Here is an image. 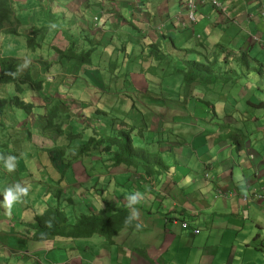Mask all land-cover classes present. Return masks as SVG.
I'll return each mask as SVG.
<instances>
[{
  "label": "crops",
  "instance_id": "1",
  "mask_svg": "<svg viewBox=\"0 0 264 264\" xmlns=\"http://www.w3.org/2000/svg\"><path fill=\"white\" fill-rule=\"evenodd\" d=\"M11 1L18 4L16 0ZM51 1L55 5L52 14H43L37 9L38 6L32 4L37 0L26 2L30 14H15L21 19L30 18L32 24L39 25L47 23L46 18L62 17L59 15L63 14L65 7L69 13L74 12L69 8L75 0ZM99 2L109 12L106 11L107 16L102 21L103 30L95 33L96 40L105 32L110 35L115 30L118 38L122 37V42L126 41L131 46L137 44V52L140 44H149L158 38L165 40L166 48H171L174 42L177 46L171 51L181 50L183 55L202 54L205 49L210 58V49L216 47L213 53L224 50L230 53V61L245 51L249 61L264 71V0H225L227 5L229 3L230 17L209 2L199 3L196 23L189 19L188 11L180 0H116L118 12L113 13L115 2L112 0H93L88 9L98 10L100 16ZM140 11L146 16L144 21L140 19ZM36 17L40 20L37 21ZM107 18L110 21L117 18L119 27L107 25ZM160 23L166 25L164 34L157 30ZM228 33H231L230 38L226 36ZM56 40L58 33L53 34L50 45H58ZM215 41L217 44L214 45ZM178 43L182 46L179 47ZM107 49L110 51L112 45ZM163 73H160L161 77H166L167 74ZM252 74L261 81H252ZM52 81L59 82L58 79ZM245 81L251 82L246 84L247 87L253 86L252 90L258 92L256 98L251 93L245 99V95L232 96L227 92L231 89L227 85L222 90L218 87L205 91L199 98L195 97V92L184 93L193 99L184 103L183 110L186 109L187 113L182 118L187 121L189 112L194 111L193 118L198 120V125L190 122L186 125L189 129L191 124L199 126L201 131L198 136H191L189 141L176 140L180 144L179 150L189 156L180 155V163L171 159L169 171L152 181L146 179L140 169L106 171L97 155L75 159L71 169L63 174L66 166L54 149L60 143H53L48 149L42 145L38 150L44 148L48 152L41 153L47 156L38 157L29 144L27 153L37 166V176L30 180L36 181L38 177V191L44 190V193L37 192L30 201L31 205L21 202L23 207L31 210L24 218L14 221L6 214L0 217V264H264V199L250 203L245 198L255 191L264 192V72L260 74L252 70ZM111 98L104 104L108 121L95 125L97 130L100 133L121 128L132 131L146 124L143 131L146 138L151 139L155 123L152 107L146 105L150 111L149 118L143 116L133 124L128 121L124 124L122 119L118 120L119 117L132 114L133 119L138 118L141 106L135 103L131 108L134 111L130 113L126 109L129 102L126 97L120 101L116 99L114 104H111ZM255 99L260 101L259 104ZM193 102L196 105L191 110ZM111 110L112 113L109 112ZM196 114L205 115V118H196ZM208 114L211 115L206 116ZM214 115L216 121L212 118ZM164 121L158 117V128ZM150 122L151 127L148 125ZM181 123L172 124L183 134V129L187 128L180 126ZM9 129L12 128L6 125L0 130V146L7 152L6 157H13L9 154L10 149L1 144V140L8 137ZM59 137L63 144L68 143L64 135ZM237 143L240 150L236 149ZM19 161H11L15 171L24 164L22 159ZM80 170L84 173V183L78 182L77 171ZM206 172H209L208 176ZM156 181L158 185H154ZM220 188L227 191L236 189L237 194L218 195ZM136 193L140 194L137 195L140 202L129 207L127 197ZM56 195L58 199L54 198ZM46 202L59 204L73 215L87 212L99 215L108 204L114 207L125 205L130 209L133 223L141 227L137 229L134 225L122 229L111 243L98 232L75 239L52 237L34 241L31 239L32 230L27 225L33 222L35 214L43 211ZM184 222L188 227H183ZM195 229L200 231L195 233Z\"/></svg>",
  "mask_w": 264,
  "mask_h": 264
},
{
  "label": "rangeland",
  "instance_id": "2",
  "mask_svg": "<svg viewBox=\"0 0 264 264\" xmlns=\"http://www.w3.org/2000/svg\"><path fill=\"white\" fill-rule=\"evenodd\" d=\"M27 1L28 0H16L15 2H17L18 4L12 2L16 14H30L31 11L26 3ZM87 1L75 0L73 3H71L72 6H70L69 11H74L72 13H69L65 7V11L63 12V14L59 15L62 16L60 17L62 20H60L59 23H62L64 21L66 22V24H74L76 34H83V31H87L88 33H90V35L88 36L93 37L94 40H96L95 33H101V31L103 30L102 21L105 16H107V12H109V10H107L106 6L103 5L104 9H102L101 11V14L103 13L101 23L98 26H94L91 21L92 13L96 14L99 11L96 9L93 11L92 8L88 9V4L93 3V0H89L88 2ZM219 1L221 2L220 11L223 13H227V6H229V3L227 5L225 3V0ZM32 4H36L35 6H38L37 9L41 10L43 14H52L55 6L53 5V2L51 0H37V3L33 2ZM118 5L119 4L115 2L114 6H112V10L114 12H118L117 10H115L117 9ZM104 11L107 12L105 13ZM35 19L37 21L40 20L37 17ZM49 20L48 18H46L47 23H39V25H37L32 24V19L23 18L16 27L17 32L9 34L10 32L5 33L3 31L2 33H0V57L6 55L21 57L22 61H24L23 66L25 67L28 65L29 67H31V69L36 72L35 77H42L45 81L44 87L40 92H36L30 87L25 86V89L21 94V96L26 101H32L35 104L34 109H37L36 111L27 114L26 111L21 108L14 107L13 111L11 109H8V113H6V118L2 123L4 125L10 126L12 129H9L7 133L9 134L7 137L9 141L7 138H4L3 140H1V144L3 146L7 145V148L11 149V154L13 155V157L18 154L15 157V160L13 161L19 163V160L22 159L24 164L19 167L16 171L13 170L10 172L6 168L4 160H0V202L3 201L5 190L8 187L16 184H19L22 187H26L29 190L28 194L22 197V201L25 202V205H31L30 201L34 196H37V192L40 194L44 193V190L38 191V177L36 178V181L30 180L31 178L37 176V172L35 171V169H37V166L34 160L30 158L29 154L27 153V150H30L28 146L29 144L32 145L31 149L33 150L34 154L38 157L39 155L43 154L47 156L45 153H41L42 151H46L44 148H42V151L38 150L42 147V145H46V149H48L49 146L53 145V143H63L62 138L59 137L62 135H59L56 130H49L44 127L45 117L43 115L46 112L45 105H47L48 108L54 103L58 104V115L55 118V122L63 124V129H65L64 127L68 125L67 129H72V127H74V131H78L84 130L82 129L84 127L85 130L90 132L98 123L101 124L103 122L104 124L108 121L105 117V112L107 111V109L104 108V104L107 103V100L110 97H112L111 104H114L116 99L120 101L124 97H126L129 102L128 106H126L127 108H125L131 113L134 111H131V108H133L136 103L137 105L141 106V112L137 113V116L139 115V117L135 119H133L132 114H128L126 117L123 118L119 117L118 120L122 119V122L124 124H126L127 121L133 124V122L143 116L146 119L149 118L148 112L150 111H148L146 105H148L149 108L152 107L153 114L155 115V123H153L154 128L152 129V134L150 133L152 136L151 139L149 137L146 138V134L143 131V127L146 124L140 127H136V130L131 131V138L133 139L137 147H143L147 150L157 152V154L161 155L162 158L166 161L169 166V169L171 167L169 163L171 159H174L175 161H178L180 163V161L182 160V157H180V155H184L185 157L189 156L188 153H182V151L179 150L180 144L176 142V140L179 139L182 141H189L191 136H198L199 131H201V129L199 128V126H194L192 124L191 128L189 129L188 125H186L188 122L198 125V120H195L193 118L194 111L189 112L190 117L187 121H184V119L182 118L187 113L186 109L183 110L185 106L184 103L190 101L193 98L184 96V93L189 91V89H187V91L185 89L186 84L183 81V74L181 72L179 74L173 75L168 74L166 77H161L160 74L149 73L147 71H145L146 73L141 74V67L144 66L145 68H147L149 64H151V61L147 60L144 63H141L139 61L132 65L133 68L131 72L127 75L128 80L130 81H127V76H125V73H123L124 68H118L115 75L108 74L106 71V68L108 67L106 63H101V65L94 64L93 66H84L79 70L78 68L80 67H75L72 63L69 64L66 61L61 65L57 53H55L52 48L53 45H50L51 37L53 36V34L51 33L54 32L52 28L47 31L48 35L45 37V39H43L42 47L38 48L36 51L27 47L26 40L31 29L35 25H37L39 28L43 25H52L53 22L51 21V18H49ZM106 22L107 25L112 26L113 24L114 27H119L118 20L113 21L112 19V21H110V19L107 18ZM22 31L27 32L25 33ZM44 33L45 30L42 29L41 33L39 34V36H37V38L41 39V34ZM116 34H118V31L114 32V42L111 44L112 49H114L115 46L121 47V45L123 44V42L121 41L122 37H119L120 40H117L119 38L118 36H116ZM230 35L231 33L226 34V36H229L228 38L231 37ZM251 37L252 39H254L253 36ZM55 43L58 44L56 46L61 48H64L67 45L64 36L60 32H58V40H56ZM167 44L168 42L165 43V45ZM215 44H217L216 41L214 42V45ZM194 45L196 46L197 44L194 43ZM130 46L131 45L128 43L127 48H129ZM178 46L181 47L182 45L178 43ZM210 50L212 52L211 57L209 59H204L203 61H206L207 63H210L214 65V67H216L219 65V62L216 61L217 59L214 58L215 54L213 53L216 50V47ZM38 53L40 55L35 57ZM175 53H180V57H182L183 55V52L181 50H177L175 51ZM28 54L31 56H29ZM218 54L221 57L226 53L220 49L218 51ZM27 55L28 57H26ZM196 55H199L201 57H208L207 51L205 49L202 51V54L196 53ZM109 56L110 55L108 54L107 57ZM46 64H48V67L45 71ZM226 70L229 69L227 68ZM253 74L251 79L252 81H261V79H259L257 75ZM143 75H147L146 78L143 77ZM141 76L143 78H141ZM53 79H58L59 82L53 83ZM49 83L51 84L50 86ZM247 83L251 84V82L249 81H247ZM247 83L245 81V78L240 79L237 82L230 81L226 83L227 87L231 88L230 90H227V92H229L232 96L236 97L245 95L243 97L244 99L248 93H251V95L256 98L258 96V92L256 90H252L253 86L247 87ZM5 86L6 87L0 86L1 95H7L10 92H14L13 84H8ZM153 86L154 88H152ZM214 89L219 88L212 87V89H210L206 88L205 85L199 84L196 89L191 88V91L189 92H195V97L199 98V96H204L205 91H211ZM220 89L222 90L223 87L221 86ZM118 93H121L119 97ZM255 102L259 104L260 101L255 99ZM195 105L196 103L193 102L191 105V110L192 107H195ZM42 108L43 111L41 112L40 110ZM160 114H162L163 116ZM199 114H202V112H199ZM199 114H196L195 117L198 118L200 116V119L205 118V115ZM210 115L211 114H208L206 116ZM158 117L164 118L165 120L163 125H161V128H158L159 126L156 125ZM212 118L215 119V115ZM180 121H182L180 126L185 125V127L187 128L183 129V134L182 131L181 133L177 131V129L173 125L174 123ZM148 125L149 127H151V122ZM26 128H29L31 132L29 141ZM88 134V132H85V135ZM178 134L179 136L177 137ZM203 137L205 138V135ZM149 139L150 141H148ZM236 149L240 150L239 143L236 144ZM37 150L39 153H37ZM0 152V156L6 157L7 152L3 150L2 146H0ZM183 160H185V158ZM80 171L82 173H80ZM80 171H77V177L79 178L78 182L84 183V173L82 170ZM142 174L149 181H152V179L155 178L154 176L147 175L143 171ZM206 175L208 176L209 172H206ZM156 178H158V176ZM43 179L45 183V177H43ZM154 185H158V182L156 181ZM224 193H227L225 197L230 195H236L237 190L234 189L227 191L223 188L218 189V195L224 196ZM263 193L264 192L261 190L255 191L253 194L245 196V198L250 203H256L257 201H260V198ZM42 197L45 199L49 198L45 196ZM54 198L57 199L56 196ZM45 204H47V202ZM30 211V209L23 207L21 202H18L13 204L11 212L9 213L5 209L3 204L0 203V217L6 214L11 217V219H13L14 221H18L20 218H24ZM67 213L70 212L67 211ZM87 213L91 214L90 212Z\"/></svg>",
  "mask_w": 264,
  "mask_h": 264
},
{
  "label": "trees",
  "instance_id": "3",
  "mask_svg": "<svg viewBox=\"0 0 264 264\" xmlns=\"http://www.w3.org/2000/svg\"><path fill=\"white\" fill-rule=\"evenodd\" d=\"M101 7L99 5L98 8ZM60 20L62 19L51 18L52 25L32 28L26 40L27 47L34 51L42 47L43 39L47 36V31L50 28L54 31V35L61 32L67 45L64 48L53 45L52 48L57 53L61 65L66 61L69 64L72 63L75 67H80L78 70L84 66L106 63L108 74L115 75L117 69L122 67L124 68L123 73L127 76L133 68L132 65L139 61L144 63L148 60L151 61V64L147 68L142 66L140 69L141 74L146 73L145 71L155 74L164 72L163 75H173L181 72L183 81L186 84V91L187 89L191 91V88L196 89L199 84L210 89L212 87H224L230 81L237 82L244 79L252 70H256L260 74L264 72L263 69L255 67L254 63L249 61L245 51L230 61H228L230 53L228 54L223 50L226 54L221 57L215 53V59H217L219 65L214 67V65L203 61L209 59L207 56L201 57L189 54L180 57L171 51L173 46L166 48L159 38L149 44H140L141 48H138V52L135 50L137 44H133L130 49H127L126 41H123L121 47L115 46L114 49L109 51L107 47L114 42L115 30L110 35L105 32L99 39L94 40L93 37L88 36L90 34L87 31H83V34H76L74 24H66L64 21L59 23ZM20 21L21 18L15 15L12 1L0 0V31L10 32L9 34L15 33ZM42 29L45 30V33L41 34V39H38L37 36H39ZM116 36L119 35L116 34ZM173 44L174 47L177 46L174 42ZM108 54L109 57H107ZM23 65L24 61L21 57L11 55L0 57V86L6 87L5 85L8 84L14 86V92L7 95L0 94V130L6 127L2 123L6 118L8 109L13 111L14 107H17L25 110L27 114L33 112L35 104L32 101H26L21 96L25 86L36 92H40L44 87V79L35 77L36 72L28 65L25 67ZM47 67L48 64L45 66V71ZM227 68L229 70H226ZM126 80L129 81L128 76ZM187 93L186 96L189 97L190 95ZM45 109L44 127L49 130H56L59 135H64L65 139L68 140V143H60L54 146L66 166L63 174L71 169L70 166L75 159L90 155L99 156L106 171L116 168L125 170L133 168L140 169L147 175L154 177L168 172L169 166L161 155L135 145L131 138V131L121 128L100 133L96 126L90 132L85 130L84 127L82 128L84 130L74 131V127L67 129L68 125L63 129V124L55 122L58 115V104L54 103L48 108L45 105ZM28 129L29 141L31 132ZM85 132L89 134L85 135ZM56 197L59 198L58 195ZM66 210L65 207L56 203L47 204L41 213L34 215L33 222L28 224L33 230L32 238L35 241H43L52 237L75 239L92 236L98 232L103 235L106 241L111 243L118 232L135 225L133 221L131 224L125 223V219L130 215L132 216L129 207L125 205L114 207L108 204L106 209L99 215L93 213L75 215L69 213L68 215ZM49 222L51 226H49Z\"/></svg>",
  "mask_w": 264,
  "mask_h": 264
},
{
  "label": "clouds",
  "instance_id": "4",
  "mask_svg": "<svg viewBox=\"0 0 264 264\" xmlns=\"http://www.w3.org/2000/svg\"><path fill=\"white\" fill-rule=\"evenodd\" d=\"M112 1H116V0H112ZM181 3L183 4V6L187 9L188 11V17L189 19L193 22V23H196L197 22V15H196V10H197V7L199 5V3H202V4H205L207 2H209L212 6H214L211 1L209 0H195V6L193 8L194 11H191V8L188 6V2L189 0H180ZM113 3V2H112ZM99 5H101L102 7L100 8L101 11L103 8V5L101 4V2H99ZM138 5V4H137ZM105 6V5H104ZM138 7H140L138 5ZM116 10V9H115ZM114 11H112L111 13H113ZM191 12H193V15H195V20H192V17H191ZM101 13V12H100ZM139 16H140V19L141 20H145L146 19V16L142 13V11L138 12ZM227 15V17H230V13L227 12V13H224ZM103 13L99 16V12H97L96 14H94L92 16V23L94 24V26H98L100 25L101 23V19H102V16ZM115 16H113L114 18ZM117 19H115L116 21ZM180 20V19H179ZM181 21V20H180ZM34 27H38L37 25H35ZM33 27V28H34ZM53 27H55V25H53ZM166 29V25L165 23H160L157 25V30L159 31V34H164V30ZM32 30V29H31ZM3 31H0V33H2ZM61 33V32H60ZM62 34V33H61ZM161 39V38H159ZM162 40V39H161ZM172 46H173V49L175 48L174 47V44L172 43ZM173 52V51H172ZM9 154H11V152H9ZM0 160H4L5 162V166L6 168L8 169V171H13L14 170V165L11 163V161L15 160V157H4V156H0ZM28 188L26 187H22L21 185L19 184H16V185H13V186H10L8 187L6 190H5V193H4V198H3V201L0 202L3 204V206L5 207V209L10 213L11 212V209H12V206L14 203H18V202H22V197L23 196H26L28 194ZM137 195H140L139 193H136V194H132V195H129L127 197L128 201H129V207H132L133 205H135L136 203H139L140 202V199H137ZM227 193H224V196H226ZM263 197L261 199H264V194H262ZM260 199V200H261ZM45 209V208H44ZM43 209V210H44ZM42 212V211H41ZM39 214V213H37ZM135 218H137V213L135 215ZM133 221V218L132 216L130 215L129 217H127L125 219V223L126 224H131V222ZM184 223H187V222H184ZM184 223L182 224L183 227L184 226ZM49 226L50 225V222H49ZM28 228H30L28 225H27ZM141 227L140 224H136V228L139 229ZM188 227V223H187V226ZM31 229V228H30ZM32 230V229H31ZM196 230L199 231V229H195L194 231L196 232ZM32 234H33V230H32V233H31V239L34 240L32 238ZM48 240V239H47ZM35 241V240H34ZM44 241V240H43Z\"/></svg>",
  "mask_w": 264,
  "mask_h": 264
},
{
  "label": "built area",
  "instance_id": "5",
  "mask_svg": "<svg viewBox=\"0 0 264 264\" xmlns=\"http://www.w3.org/2000/svg\"><path fill=\"white\" fill-rule=\"evenodd\" d=\"M202 1H204V0H202ZM209 1H211V3L213 4V5H215V3L217 2L216 0H209ZM195 4V0H189V2H188V6L191 8V11H194L193 10V8H194V5ZM191 17H192V20H195V15H193V12H191ZM263 197V195L261 196V198ZM260 198V199H261ZM184 226L186 227L187 226V223H184ZM196 232H198V230H196Z\"/></svg>",
  "mask_w": 264,
  "mask_h": 264
},
{
  "label": "bare ground",
  "instance_id": "6",
  "mask_svg": "<svg viewBox=\"0 0 264 264\" xmlns=\"http://www.w3.org/2000/svg\"><path fill=\"white\" fill-rule=\"evenodd\" d=\"M217 2L215 3L214 6H216L217 8H219L221 6V2L219 0H216Z\"/></svg>",
  "mask_w": 264,
  "mask_h": 264
}]
</instances>
